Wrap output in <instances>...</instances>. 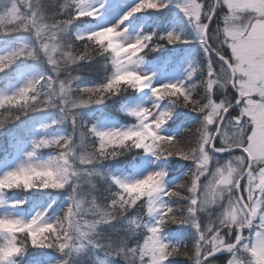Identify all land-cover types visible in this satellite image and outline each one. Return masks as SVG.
Masks as SVG:
<instances>
[{
	"label": "snow or ice",
	"instance_id": "1",
	"mask_svg": "<svg viewBox=\"0 0 264 264\" xmlns=\"http://www.w3.org/2000/svg\"><path fill=\"white\" fill-rule=\"evenodd\" d=\"M0 83V264H264V0H3Z\"/></svg>",
	"mask_w": 264,
	"mask_h": 264
},
{
	"label": "rangeland",
	"instance_id": "2",
	"mask_svg": "<svg viewBox=\"0 0 264 264\" xmlns=\"http://www.w3.org/2000/svg\"><path fill=\"white\" fill-rule=\"evenodd\" d=\"M0 3H3V0H0ZM85 76H91L90 72L84 73ZM3 87V84L0 83V88ZM7 148V137H0V155L4 154V150ZM175 228V226H173Z\"/></svg>",
	"mask_w": 264,
	"mask_h": 264
},
{
	"label": "trees",
	"instance_id": "3",
	"mask_svg": "<svg viewBox=\"0 0 264 264\" xmlns=\"http://www.w3.org/2000/svg\"><path fill=\"white\" fill-rule=\"evenodd\" d=\"M87 71L90 72L91 76L94 74V72L92 70H87ZM0 119H3V114L2 113H0ZM10 127H12V126L11 125H6L5 126V131H7V128H10Z\"/></svg>",
	"mask_w": 264,
	"mask_h": 264
}]
</instances>
